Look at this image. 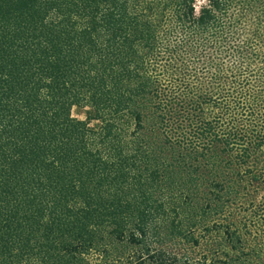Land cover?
<instances>
[{"label":"trees","instance_id":"trees-1","mask_svg":"<svg viewBox=\"0 0 264 264\" xmlns=\"http://www.w3.org/2000/svg\"><path fill=\"white\" fill-rule=\"evenodd\" d=\"M196 1L0 0V264H264V80L186 60L264 0Z\"/></svg>","mask_w":264,"mask_h":264},{"label":"rangeland","instance_id":"rangeland-1","mask_svg":"<svg viewBox=\"0 0 264 264\" xmlns=\"http://www.w3.org/2000/svg\"><path fill=\"white\" fill-rule=\"evenodd\" d=\"M207 4H208L207 0H197L196 1V9H197L198 13H199L200 9L204 6H206ZM242 11H243V8H241L240 6H237L236 8H234L231 11V13L238 14ZM240 15H241V13H240ZM241 16L245 17L244 15H241ZM237 17H240V16H236V18ZM247 18H248L247 21H242V23L240 24V29H238L239 32H236L235 36H231V32L235 29V27L233 25H230V26H227L224 28V29L227 28V30H223V34H220V31H219L216 38L222 39L220 43H222L223 45H232L233 47L237 48L238 46L243 45V42L246 41L247 36L252 37L255 40L254 42H252L253 43L252 52H249V56L252 58V61L247 60V59L241 57L240 55L239 56L238 55H220L219 57H216V56L209 57L207 52H204L202 47H201V43H206L207 41L200 40L199 42L196 41L192 45V47L199 49L201 51L202 55H200L199 51H195L194 52L195 56L186 57L187 58L186 60L188 61V63H190V65L196 66L197 68H199V66L202 65L203 63H208V64H210V66H212V64H214L215 69L217 68V66H219V68L225 72L229 69H232L234 71L237 70V72H239L238 71L240 69L239 66L242 65L243 61H245L243 68L247 67L250 70V72H252V75H254L252 77L253 78L252 80L255 81V80L261 79L263 81L264 80V21L260 25L261 28H260L259 36L255 37V35H253L250 32L251 30L254 29V26L251 25V22H255L258 19L256 18V16L254 14L253 15L249 14V16ZM254 18H256V19H254ZM246 22H248V23H246ZM241 32H242V36H241ZM212 59H214L213 62H211ZM210 66H209V68H210ZM237 68H239V69H237ZM215 71H218V70L216 69ZM206 72L207 71H205V70H200L199 74L204 75V73H206ZM214 74L216 75L215 72H214ZM210 79H213V78L210 77ZM259 83L262 85H260ZM255 87H256V91L259 90V88L264 87V82H262V83L258 82L257 85H255ZM91 116H94V113L90 108H74L73 112H72V117L79 120V121H86ZM91 125L96 127L97 129L99 128L98 122H93ZM243 177H246V176H243ZM255 187L260 188V189L264 188V187H258L257 184ZM251 195L254 196L253 193ZM246 197H247L246 195L243 197L244 202L249 201L248 198H246ZM254 199H253V201H254ZM254 202H255V204H254L255 208H260L264 205V203L262 201H260L259 195H257L256 200ZM257 222L258 223L255 226L257 229L259 226L264 225V220L258 219ZM92 260H96V257L95 256L91 257L90 261L93 263Z\"/></svg>","mask_w":264,"mask_h":264}]
</instances>
